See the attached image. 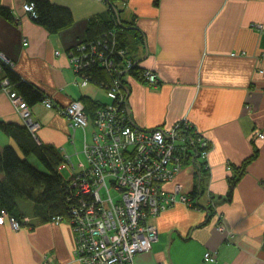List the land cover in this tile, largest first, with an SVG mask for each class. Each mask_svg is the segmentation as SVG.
I'll return each mask as SVG.
<instances>
[{"label":"crops","instance_id":"1","mask_svg":"<svg viewBox=\"0 0 264 264\" xmlns=\"http://www.w3.org/2000/svg\"><path fill=\"white\" fill-rule=\"evenodd\" d=\"M49 1L73 16L72 25L57 34L25 13L27 0H0V59L5 60L0 122L24 125L9 99V92L21 96L9 71L55 106L81 100L89 117L111 102L107 89L85 81L70 61V51L86 38L89 21L107 12L108 5ZM116 5L120 20L139 35L127 34L131 41L124 49L135 72L148 69L159 80L148 86L135 74L121 75L124 107L133 124L149 131L185 120L210 146L206 169L183 162L160 186L164 194L173 193L176 185L186 196L197 190L198 209L177 202L149 219L158 239L150 251L135 256L134 264H264V0H117ZM29 111L40 125L38 143L59 149L73 165L85 164L82 131L73 130L55 107L37 103ZM91 133L88 128L87 136ZM5 146L17 149L0 130V148ZM249 158L230 190L229 180ZM205 253L214 261H204ZM47 258L52 264H80L69 224L14 232L0 221V264H47Z\"/></svg>","mask_w":264,"mask_h":264},{"label":"built area","instance_id":"2","mask_svg":"<svg viewBox=\"0 0 264 264\" xmlns=\"http://www.w3.org/2000/svg\"><path fill=\"white\" fill-rule=\"evenodd\" d=\"M23 9L35 18L32 3H26ZM102 43L104 50L99 51L97 57L100 66L113 76L106 94L111 102L97 107L91 117L81 100H73L63 108L48 99L42 103L48 109L55 107L68 119L73 130L83 132L85 164L73 165L64 156L66 162L60 167L71 174L70 189L75 191L68 224L75 236L78 262L134 264L135 256L150 251L158 239L157 228L149 219L177 202L192 208L196 204L181 193L180 185H176L171 194L161 192L160 186L174 178L184 158L190 155L198 154L206 169L210 146L185 120L153 132L133 127L124 107L126 96L121 91V75L134 68V61L124 49L117 48L115 32ZM90 46L82 42L70 51V61L85 81L88 80L81 75L86 66L84 62L94 58L96 52L94 47L89 51ZM4 62L0 59V66ZM136 76L148 86L159 82L157 74L148 69ZM9 99L23 124L36 137L40 125L32 120L28 105L16 93L9 92ZM88 128H92L90 136H87ZM53 221L64 223L61 218ZM9 223L14 231L20 230L18 222L11 219ZM214 259L212 254H204L206 262Z\"/></svg>","mask_w":264,"mask_h":264},{"label":"trees","instance_id":"3","mask_svg":"<svg viewBox=\"0 0 264 264\" xmlns=\"http://www.w3.org/2000/svg\"><path fill=\"white\" fill-rule=\"evenodd\" d=\"M102 1L110 2L118 11L117 0ZM27 3L34 5V21L49 34H57L73 23L72 13L66 7L55 5L49 0H27ZM2 12L0 10V13ZM121 23V25L117 24L115 12L109 7L107 12L89 21L88 32L83 41L96 48V52L94 58L90 57L84 62L86 66L82 68L81 75L86 77L88 82L103 89L109 88L113 76L100 66L97 54L104 50L102 41L110 39L112 32H115L117 48L127 47L131 41L127 34H132L134 28L129 27L132 24L122 21ZM133 32L139 37L135 30ZM92 47L90 46L89 51ZM135 67L130 73L137 75ZM6 74L29 107L46 99L39 90L21 82L12 72ZM0 130L12 138L17 146V149L12 146L0 148V219L3 218L4 222L8 220V223L11 219L18 222L20 230L23 228L33 230L38 225L54 223L53 219L56 218H61L68 224L75 191L70 189L71 174L67 170V178L60 174L64 170L60 167L66 162L64 155L51 145L38 143L25 125L0 122ZM30 156L37 159L41 169L29 162ZM250 160L251 158L245 160L242 168L237 170V176L229 180L230 190L238 182ZM196 161L200 162L199 156L190 155L184 158V163L194 162L200 169H204L205 164L201 162L198 164ZM197 194L198 191L195 190L187 196L195 201L193 197ZM194 207L198 209L197 203Z\"/></svg>","mask_w":264,"mask_h":264},{"label":"rangeland","instance_id":"4","mask_svg":"<svg viewBox=\"0 0 264 264\" xmlns=\"http://www.w3.org/2000/svg\"><path fill=\"white\" fill-rule=\"evenodd\" d=\"M132 59V58H131ZM80 132V131H79ZM82 134V133H81ZM81 137H82V135H81ZM80 154H82V151H80ZM65 156V155H64ZM80 159L83 161V163H85V159H84V156H83V154L80 156ZM29 162L33 165V166H35L36 168H38V169H41V165H40V163L37 161V159L35 158V157H33V156H30L29 157ZM71 163L73 162V164H75L74 163V161H70ZM61 176H63L64 178H67L68 177V172L66 171V170H63V171H61ZM22 202V201H21ZM25 203V202H24ZM28 204V203H27ZM7 222H8V220H6ZM55 224V223H54ZM10 228L12 229V227L10 226ZM12 231H14L13 229H12ZM19 231V230H18ZM14 232H16V231H14ZM50 260H52V258H47V259H45V261L47 262V264H52L53 263V261H50Z\"/></svg>","mask_w":264,"mask_h":264},{"label":"water","instance_id":"5","mask_svg":"<svg viewBox=\"0 0 264 264\" xmlns=\"http://www.w3.org/2000/svg\"><path fill=\"white\" fill-rule=\"evenodd\" d=\"M104 2H105V1H104ZM105 3H106V4H107V5H108V6H109L114 12H115L117 24H118V25H121L122 23H121V20H120L119 12L116 11L115 7L112 6V4H111L110 2H105ZM123 75H124V74H123ZM122 89L125 90L124 87H122ZM125 92H126V94H128V91H127V90H126ZM126 114H127L128 118H129L130 124H131L133 127H136V125L133 124V122H132V120H131V117H130V111L127 110ZM136 128H137V127H136Z\"/></svg>","mask_w":264,"mask_h":264},{"label":"bare ground","instance_id":"6","mask_svg":"<svg viewBox=\"0 0 264 264\" xmlns=\"http://www.w3.org/2000/svg\"><path fill=\"white\" fill-rule=\"evenodd\" d=\"M84 106H85V105H84ZM127 118H128V116H127ZM128 120H129V118H128ZM156 129H157V128H156ZM156 129L149 130V132H150V131L153 132V131L156 130ZM141 130H142V129H141ZM144 131H146V130H144ZM196 156H198V154H196Z\"/></svg>","mask_w":264,"mask_h":264}]
</instances>
